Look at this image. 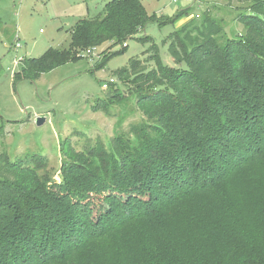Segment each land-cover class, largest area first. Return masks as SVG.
<instances>
[{
    "label": "trees",
    "instance_id": "16d2710c",
    "mask_svg": "<svg viewBox=\"0 0 264 264\" xmlns=\"http://www.w3.org/2000/svg\"><path fill=\"white\" fill-rule=\"evenodd\" d=\"M232 1L241 33L206 15L162 42L171 65L138 39L149 49L114 77L145 119L84 154L60 146L58 181L45 157L0 153V264H264V0ZM156 20L140 0H110L18 75L36 79Z\"/></svg>",
    "mask_w": 264,
    "mask_h": 264
},
{
    "label": "rangeland",
    "instance_id": "374dc122",
    "mask_svg": "<svg viewBox=\"0 0 264 264\" xmlns=\"http://www.w3.org/2000/svg\"><path fill=\"white\" fill-rule=\"evenodd\" d=\"M107 1L0 0V153L10 162L45 157L48 174L58 181L66 160L63 152L84 154L95 141L107 144L123 127L145 119L130 86H122L114 77L117 69L149 49L148 42L138 39L151 38L171 65L167 44L162 42L182 26L208 15L223 26L228 37L242 31L236 19L239 6L232 0H140L146 15L157 20L148 22L131 39L105 43L90 55L79 52L78 59L36 79L18 75L23 61L14 65V59L39 58L49 49L67 48L72 26L102 13ZM186 9L187 16L167 22ZM111 53L116 54L99 67L98 62ZM109 84L115 86L111 89ZM38 118L44 119L41 125L36 124ZM210 213L209 218L214 215Z\"/></svg>",
    "mask_w": 264,
    "mask_h": 264
},
{
    "label": "built area",
    "instance_id": "2783aa9c",
    "mask_svg": "<svg viewBox=\"0 0 264 264\" xmlns=\"http://www.w3.org/2000/svg\"><path fill=\"white\" fill-rule=\"evenodd\" d=\"M196 18H198V16H196ZM16 38H17V36H16ZM19 48H20L19 44L16 43V45H15V49H19ZM94 50H95V48L88 49V50L84 51L83 53H85L86 55H90ZM22 61H23V58H16V59L13 60V64H14V65H18V64H20ZM111 82H112V80H111Z\"/></svg>",
    "mask_w": 264,
    "mask_h": 264
},
{
    "label": "water",
    "instance_id": "95a60500",
    "mask_svg": "<svg viewBox=\"0 0 264 264\" xmlns=\"http://www.w3.org/2000/svg\"><path fill=\"white\" fill-rule=\"evenodd\" d=\"M43 122H44V119L43 118L36 119V124L37 125H41Z\"/></svg>",
    "mask_w": 264,
    "mask_h": 264
},
{
    "label": "crops",
    "instance_id": "0c3cea01",
    "mask_svg": "<svg viewBox=\"0 0 264 264\" xmlns=\"http://www.w3.org/2000/svg\"><path fill=\"white\" fill-rule=\"evenodd\" d=\"M109 1H110V0H109ZM107 2H108V1H107ZM107 2H106V3H107ZM106 3H105V4H106ZM105 4H104V5H105ZM85 18H89V17H85ZM85 18H83V19H85ZM80 20H82V19H79V21H80ZM72 27H73V26H72Z\"/></svg>",
    "mask_w": 264,
    "mask_h": 264
}]
</instances>
